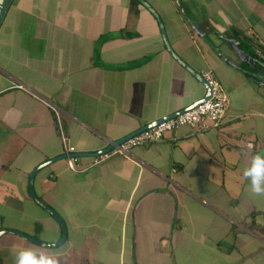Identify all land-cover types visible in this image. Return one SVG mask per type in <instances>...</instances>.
Returning <instances> with one entry per match:
<instances>
[{"label": "crops", "instance_id": "1", "mask_svg": "<svg viewBox=\"0 0 264 264\" xmlns=\"http://www.w3.org/2000/svg\"><path fill=\"white\" fill-rule=\"evenodd\" d=\"M146 1L173 52L221 83L224 123L181 126L97 165L81 156L77 172L65 158L39 168L35 193L66 237L4 233L0 264L18 247L59 264H264V197L242 176L264 153V0ZM205 93L137 0H13L0 27V231L61 238L28 188L64 154L58 124L93 152Z\"/></svg>", "mask_w": 264, "mask_h": 264}, {"label": "built area", "instance_id": "2", "mask_svg": "<svg viewBox=\"0 0 264 264\" xmlns=\"http://www.w3.org/2000/svg\"><path fill=\"white\" fill-rule=\"evenodd\" d=\"M200 76L210 88V97L207 100L181 112L176 116L162 120L155 125L125 139L119 144H115L109 151L95 156L91 165L100 164L115 155H126L133 147L162 141L165 139L166 133L174 131L181 126H190L198 131H205L211 128L220 127L225 121L229 105V97L224 91L221 83L211 71H202ZM52 109H54L57 116V122H59L57 110L53 106ZM58 128L64 148V154L66 155V166L69 170L77 172L80 170L78 164L79 157L70 154L76 152V149L73 145L68 143L60 124H58ZM249 145H251V143H249Z\"/></svg>", "mask_w": 264, "mask_h": 264}, {"label": "water", "instance_id": "3", "mask_svg": "<svg viewBox=\"0 0 264 264\" xmlns=\"http://www.w3.org/2000/svg\"><path fill=\"white\" fill-rule=\"evenodd\" d=\"M139 1L143 6H145L159 21L160 23V28H161V33H162V37H163V40H164V44L166 46V48L168 49V51L171 52V54L173 55V57L178 60L182 65H184L193 75H195L199 80L200 82L204 85L205 89H206V93L204 95L203 98L199 99L198 101H196L195 103H193L191 106L189 107H186L182 110H179L171 115H168L166 117H163L162 119H159L158 121H155L154 123H151L147 126H144V127H141L140 129L132 132L131 134L117 140L114 144L112 145H109L103 149H100V150H97V151H93V152H83V151H76L74 153H70L71 155H74V156H78V157H81V156H92V157H95V156H98L102 153H105L107 151H109L110 149H112L114 147L115 144H119L121 143L122 141H124L125 139L133 136L134 134L144 130V129H147L153 125H155L156 123L162 121V120H165V119H168L170 117H173V116H176L178 114H180L181 112L187 110V109H190L192 107H194L195 105L207 100L209 97H210V88L209 86L204 82V80L202 79V77L200 76V73H197L196 71H194L192 68H190L177 54H175L173 52V50L171 49L167 39H166V36H165V32H164V29H163V26H162V22L158 16V14L156 13V11L152 8L151 5H149V3L146 1V0H137ZM13 0H0V27L5 19V16L8 12V9L9 7L11 6ZM66 155L65 154H62V155H59L57 157H53L51 159H48L47 161L43 162L39 167L35 168L32 173L30 174L29 176V182H28V188H29V192L31 194V197L41 206L43 207L46 211H48L50 214H52L54 217H56V219H58V221L60 222V224L62 225V228H63V232H62V236L61 238L59 239V241L57 243H52V244H48V243H44V242H41L17 229H10V228H6V229H2L0 231V235L4 234V233H13V234H16L20 237H23L27 240H30L34 243H37V244H40V245H43V246H57L59 244H61L65 237H66V226H65V223L63 221V219L61 218V216L56 212L54 211V209H52L49 205H47L43 200H41L35 193V190H34V187H33V178H34V175L35 173L38 171L39 168L43 167L44 165H47L49 164L50 162L54 161V160H57V159H61V158H65Z\"/></svg>", "mask_w": 264, "mask_h": 264}, {"label": "clouds", "instance_id": "4", "mask_svg": "<svg viewBox=\"0 0 264 264\" xmlns=\"http://www.w3.org/2000/svg\"><path fill=\"white\" fill-rule=\"evenodd\" d=\"M242 176L252 195L264 197V153L257 152L251 156L249 164L242 170ZM15 264H59V262L54 256L45 252L18 247L15 252Z\"/></svg>", "mask_w": 264, "mask_h": 264}, {"label": "rangeland", "instance_id": "5", "mask_svg": "<svg viewBox=\"0 0 264 264\" xmlns=\"http://www.w3.org/2000/svg\"><path fill=\"white\" fill-rule=\"evenodd\" d=\"M40 214H38V218H39V223L41 222V213H43V212H39ZM43 221V220H42ZM52 221V224H53V226L54 227H56L57 226V223L55 222V220L53 219V220H51ZM44 222V224L45 225H43V227H45V226H49V222L47 221V222H45V221H43ZM10 237H12V235H5V237L3 238V241H8V242H10ZM44 239H47V237L45 236V235H41L40 236V241L41 242H44V243H48V244H52V243H49V242H45V241H43ZM57 242V241H56ZM53 243H55V242H53Z\"/></svg>", "mask_w": 264, "mask_h": 264}]
</instances>
